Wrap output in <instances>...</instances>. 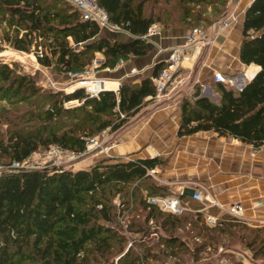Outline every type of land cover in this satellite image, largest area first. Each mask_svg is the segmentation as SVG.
<instances>
[{
    "label": "trees",
    "instance_id": "trees-1",
    "mask_svg": "<svg viewBox=\"0 0 264 264\" xmlns=\"http://www.w3.org/2000/svg\"><path fill=\"white\" fill-rule=\"evenodd\" d=\"M96 3L112 24L133 39L122 42L101 37L98 26L82 21L76 8L66 0H0V13L7 15V24L14 31L13 39L6 35L4 39L22 52L29 51L33 41L37 48L40 45L36 40L42 39L46 51L42 58H36L37 62L44 67L53 64L60 73L82 70L96 53L103 55L100 69L112 68L119 59L148 53L140 36L150 25L189 26L193 21L201 22L208 8L213 9L211 21H215L225 13L226 0ZM195 8L198 10L193 16ZM263 28L264 0H252L243 15L238 59L245 66L255 65L257 72L254 74L253 66L246 69V78L254 76L240 90L216 83V101L202 96L199 89L189 98H181L177 137L211 132L253 148L264 146ZM20 32L22 37L18 38ZM164 66L163 62L156 63L151 77ZM151 77L138 84H121L116 93L104 91L98 98H88L81 89L68 94L44 92L30 76L15 74L0 62V100H8L10 106L27 107L20 114L15 110L13 119L4 118L10 129L5 140L0 139V158L5 157L7 165L22 162L34 151L51 145L73 153L83 152L86 137L107 128L111 132L119 129L151 102L155 94ZM72 100L80 104L63 107ZM161 164L157 157L102 159L87 169L75 171L0 172V264H163V258L178 260L181 256H188L187 264H199L219 235L235 227L246 230L251 237L246 246L252 252L258 246V252L264 256V235L260 234L264 233L263 228H247L233 220L209 227L200 213L174 216L147 204L144 192L147 196L169 194L165 188L147 183V170ZM131 184V192L126 191ZM116 195L120 207L125 208L118 209L113 204ZM125 196L126 202L122 199ZM135 211L143 213L141 220L124 217ZM118 216L125 222L126 234L141 233L144 238L156 231L160 233L150 242L132 239L126 248L127 237L116 225ZM149 222L155 232L147 229ZM181 232L184 237L179 235Z\"/></svg>",
    "mask_w": 264,
    "mask_h": 264
},
{
    "label": "crops",
    "instance_id": "crops-1",
    "mask_svg": "<svg viewBox=\"0 0 264 264\" xmlns=\"http://www.w3.org/2000/svg\"><path fill=\"white\" fill-rule=\"evenodd\" d=\"M251 1L226 0L225 13L217 21L227 20V26L216 29L215 20L209 37L212 44L203 49L202 58L196 64L194 55L182 63L181 71L189 72L194 82L201 87L200 94L213 101L218 99L213 90L216 84L213 82L214 73L230 77L236 75L237 82L244 79V84L258 70L255 65L245 66L238 59L243 15ZM154 24L159 26L160 32L145 41L148 47L145 56L122 59V66L116 71L99 70V76L106 84L115 85L112 89H118L121 84H138L143 78L151 77L154 65L164 63L165 50L182 43L186 30L179 26L163 29L159 23ZM100 36L122 42L133 39L125 31L100 30ZM94 59L102 63L103 55L96 53ZM249 66L255 67L256 71L251 78H246L244 73ZM183 93L177 87L169 89L163 100L146 103L122 127L113 131L111 134L115 135L116 144L111 147L108 159L126 161L166 157V166L161 169L162 178L166 180L164 183L200 181L218 203H240L246 217L264 219V153L254 151L251 146L237 140L217 137L211 132L177 137L178 107L181 98L185 97ZM158 167H155L156 173ZM165 187L169 193L178 194L183 191L181 199L188 202L189 206L198 208L197 203L189 200L188 186L169 184ZM258 201L263 206L253 208V204ZM210 213L215 214V209H211Z\"/></svg>",
    "mask_w": 264,
    "mask_h": 264
},
{
    "label": "rangeland",
    "instance_id": "rangeland-1",
    "mask_svg": "<svg viewBox=\"0 0 264 264\" xmlns=\"http://www.w3.org/2000/svg\"><path fill=\"white\" fill-rule=\"evenodd\" d=\"M198 9L195 8L194 11H192V15L196 13ZM214 12L213 9H206L203 14H202V21L199 23L192 22L189 26L185 24H178V26L184 30H188L189 28L193 27H199L203 33V36H205L206 39H211L210 37V30L214 29V24L217 21H211V18L213 16ZM161 28L164 29V27L159 23ZM215 28H218V25L215 24ZM186 32V31H185ZM7 36L10 39H13L14 36V31L13 28H10L7 24V15H3L0 13V62L5 63L8 65L9 68L13 69L15 74H25L30 76L36 83L37 86H39L44 92H63L65 94H68L66 92H72L73 90L76 89V87H71L73 84H71V80L67 77L65 73H60L57 72L54 68V65L52 64L49 67H44L40 65L35 57L34 51L36 50L35 47V42H32V46L29 48V51L27 52H22L15 50L12 45L8 42L5 41L4 36ZM22 37V32L18 34V38ZM37 44L40 45L41 50L43 53H45V49L43 47V40L38 39L36 40ZM207 47V46H205ZM203 47L199 53L193 54L190 52V57L195 55V58L193 59L194 62L197 64V61L202 58L203 54ZM96 57V54L94 58ZM93 58V59H94ZM92 59V60H93ZM194 63V64H195ZM99 74V73H98ZM231 77H234L235 81L237 82L236 75H233ZM108 86L114 87V84H106ZM236 89L235 84L231 85ZM178 88L181 90V92H184L183 95L185 94L186 98H189L195 89H199L201 93V87L197 85V83L194 82V79L192 78V75L188 72H184L183 70L181 71V68L173 75L172 82L168 86L169 89L171 88ZM168 89V90H169ZM168 90L166 91L165 94L168 93ZM189 91L192 93L189 94ZM164 98V97H163ZM161 98V100H163ZM212 99V98H211ZM80 103L76 100H72L69 102H66L63 104L64 108H73L78 106ZM27 107L23 105H14L10 106L8 103V100H0V139L5 140L8 132L7 127V121H4V118L6 117L9 119H13L14 111L18 110L16 114H20L22 110H26ZM60 125V124H59ZM10 129V128H9ZM112 132L109 130V128L105 129L104 131H101L97 133L96 135L89 136L85 138V151L78 155L72 157L69 154L63 155L60 159H49L48 158V150L50 147L47 149H39L37 151H34L31 153L28 159V167L31 169V171L34 170H56V169H62V170H79V169H87L94 163H96L99 160L102 159H108L110 156V149L111 147L116 144V138L115 135L111 134ZM91 138H96V141L98 142L97 145L91 146L89 140ZM89 145V149L87 150V146ZM156 156H160V154H157ZM163 159L162 165L158 167L159 171L154 175L155 177H150V180L147 182H153L156 186H160L162 188H165V192L167 190V187H165V182L162 178V171L161 169L166 166V161L168 158L166 157H159ZM8 164V160L5 157L0 158V172H7L6 168ZM45 168V169H44ZM200 182V181H196ZM171 183V182H169ZM135 185V184H134ZM133 185L131 184L126 188V191L131 192ZM144 188V187H142ZM172 190V189H171ZM174 191V190H172ZM140 191L135 193V196H139ZM123 196V194H121ZM128 196L122 197L124 202H126L128 199ZM119 197L116 195L113 198V204L118 208L122 209L125 208L120 207L119 205ZM191 209H195V206L190 205L189 206ZM190 213V212H189ZM192 214V213H191ZM134 217L136 220L142 218L143 213L142 212H131L128 214H125V218H130ZM117 228L120 227V231L124 233L127 237V244L131 242L132 239L134 240H142L143 242H150L151 240H155L158 237V234L160 231H156V233H151L149 236L142 238V234H126L125 232V222L122 219V216L117 217ZM242 224V223H239ZM122 227H121V226ZM247 228H263L264 225L259 224L258 222H252L249 225H245ZM147 229L150 232H155L154 231V226L152 222H149L148 225H146ZM188 226H186L187 228ZM240 227H235L228 229L226 234L219 235V240L212 246L211 248L207 249L203 256L205 257V260H202L199 264H264V256L261 255L258 252V246L255 245L253 251L255 253V257L252 255L254 254L247 246L246 243L251 240V237H248V232L246 230H239ZM261 235H264V233H260ZM180 236L184 237V234L181 232L179 233ZM190 236V235H189ZM188 238L190 240H194L193 238ZM247 237V239H246ZM198 241V240H197ZM188 256H181L180 258L177 259H162L161 263H166L170 262L172 264H187L189 262ZM116 260V259H115ZM114 260V262H115ZM185 261V263L183 262ZM150 264H155L151 263L150 261L148 262ZM159 264V263H157Z\"/></svg>",
    "mask_w": 264,
    "mask_h": 264
},
{
    "label": "built area",
    "instance_id": "built-area-1",
    "mask_svg": "<svg viewBox=\"0 0 264 264\" xmlns=\"http://www.w3.org/2000/svg\"><path fill=\"white\" fill-rule=\"evenodd\" d=\"M72 4L76 10L79 12L80 19L82 21H90L98 26L100 30H108L111 32H121L123 31L120 27L112 24L108 20L106 12L97 5L96 0H66ZM216 25L218 27L227 26V20L217 21ZM160 32V28L156 24H152L148 27L146 33L140 36L141 40L147 41L150 37L157 35ZM212 44L211 39H206L203 36V33L199 27H193L186 30L183 41L181 44L173 45L169 47L166 52V57L164 59V67L153 77H151V83L154 87L155 94L152 98V102L158 103L161 98L164 97L168 86L172 82L173 75L181 68L183 61L191 59L189 52L193 54H198L199 51L205 47ZM80 44H77L79 47ZM35 57L42 58L43 52L41 47L38 46L34 51ZM123 64V60L119 59L116 64L112 67H106L103 70L106 72L116 71ZM101 62L96 59H93L89 65L84 67L80 71L76 72H67L65 73L67 77L71 80V87H76V89H81L88 98H98L100 93L104 91L117 92V89L107 88L106 82L98 74L100 70ZM214 83H224L229 86L236 85L234 78L230 76H225L219 72L214 73L213 75ZM75 89V90H76ZM74 91V90H73ZM69 93V92H66ZM71 93V92H70ZM120 118H123V115H120ZM91 146L98 144L96 138H91L89 140ZM89 145L87 146V150ZM253 148V147H252ZM254 151H262L264 153V146L259 148H253ZM85 151V150H84ZM83 151V152H84ZM81 153H73L67 150H64L58 146H51L48 150V158L51 159H60L63 155L69 154L72 157L78 156ZM31 155V154H30ZM29 155V156H30ZM29 156L22 162H12L7 166L6 171L8 173H17L21 171H31L28 167ZM45 169V168H44ZM146 174L150 177H155L156 174L155 168L147 170ZM186 185L189 187L190 196L189 200L198 204V208L191 209L188 205V202H184L181 199L183 193H169L167 195H157V196H147L145 194V201L147 204L156 207L159 211L168 213L174 216L181 215L183 212H191L193 214H204V222L209 227L221 226V224L227 220H233L238 223L249 225L252 222L257 221L259 224L264 225V219H254L248 218L243 214V206L240 203L234 202L229 204L218 203L214 198L209 194L207 186L200 182L188 181V182H172L165 183L164 185ZM262 202L258 201L253 204V208L262 207ZM211 209H215L216 213H210ZM130 246V243L127 247ZM163 264H172L166 262ZM249 264V263H247Z\"/></svg>",
    "mask_w": 264,
    "mask_h": 264
},
{
    "label": "water",
    "instance_id": "water-1",
    "mask_svg": "<svg viewBox=\"0 0 264 264\" xmlns=\"http://www.w3.org/2000/svg\"><path fill=\"white\" fill-rule=\"evenodd\" d=\"M243 81H244V79L236 83V85H237V87H238V90H240V89L242 88V86H243ZM202 96H203V95H202Z\"/></svg>",
    "mask_w": 264,
    "mask_h": 264
},
{
    "label": "bare ground",
    "instance_id": "bare-ground-1",
    "mask_svg": "<svg viewBox=\"0 0 264 264\" xmlns=\"http://www.w3.org/2000/svg\"><path fill=\"white\" fill-rule=\"evenodd\" d=\"M106 87H107V88H108V87H109V88H115V87H112V86H108V85H106Z\"/></svg>",
    "mask_w": 264,
    "mask_h": 264
}]
</instances>
